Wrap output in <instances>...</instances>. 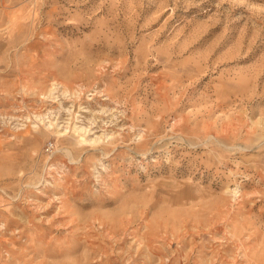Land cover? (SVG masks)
I'll list each match as a JSON object with an SVG mask.
<instances>
[{
  "label": "rangeland",
  "instance_id": "1",
  "mask_svg": "<svg viewBox=\"0 0 264 264\" xmlns=\"http://www.w3.org/2000/svg\"><path fill=\"white\" fill-rule=\"evenodd\" d=\"M0 264H264V0H0Z\"/></svg>",
  "mask_w": 264,
  "mask_h": 264
}]
</instances>
